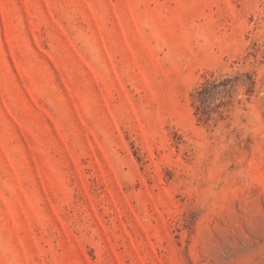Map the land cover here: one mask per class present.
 <instances>
[{
    "label": "rangeland",
    "instance_id": "rangeland-1",
    "mask_svg": "<svg viewBox=\"0 0 264 264\" xmlns=\"http://www.w3.org/2000/svg\"><path fill=\"white\" fill-rule=\"evenodd\" d=\"M0 264H264V0H0Z\"/></svg>",
    "mask_w": 264,
    "mask_h": 264
},
{
    "label": "trees",
    "instance_id": "trees-1",
    "mask_svg": "<svg viewBox=\"0 0 264 264\" xmlns=\"http://www.w3.org/2000/svg\"><path fill=\"white\" fill-rule=\"evenodd\" d=\"M229 80H204L193 91L191 97L195 103V115L199 119L208 121L213 115H220L219 109L224 106L225 94L230 88ZM219 95L220 99L218 104L213 105L214 96ZM217 108V109H216Z\"/></svg>",
    "mask_w": 264,
    "mask_h": 264
}]
</instances>
